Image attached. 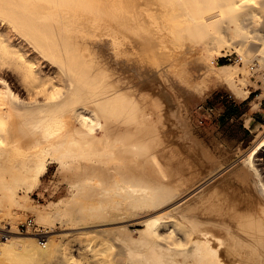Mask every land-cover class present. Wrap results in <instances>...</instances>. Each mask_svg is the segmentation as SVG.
Instances as JSON below:
<instances>
[{
	"label": "bare ground",
	"instance_id": "1",
	"mask_svg": "<svg viewBox=\"0 0 264 264\" xmlns=\"http://www.w3.org/2000/svg\"><path fill=\"white\" fill-rule=\"evenodd\" d=\"M126 33L166 65L194 51L186 79L207 95L244 100L264 70V0H0V264H264V137L223 173L191 89L156 68L140 92ZM232 53L242 65L215 60ZM114 69L142 79L136 98ZM49 159L70 195L46 212L21 193ZM27 211L41 233L16 229Z\"/></svg>",
	"mask_w": 264,
	"mask_h": 264
},
{
	"label": "rangeland",
	"instance_id": "2",
	"mask_svg": "<svg viewBox=\"0 0 264 264\" xmlns=\"http://www.w3.org/2000/svg\"><path fill=\"white\" fill-rule=\"evenodd\" d=\"M125 35L129 45L128 53H130L132 55V57H130L133 58V60L131 59L133 61L132 63L136 62L134 65L137 66L138 64V67L141 65L139 69L143 72L144 79L146 78V76L149 77H147V79L145 80H142L139 76H137V79L135 77L136 75H134L135 72L133 74V71L131 73L130 70L126 72L117 69L121 71L119 72L115 70L116 67H114L115 73L110 79V81L112 80L111 82H115V80H117L115 79V77L118 78L116 82H124L125 80V82H127V80L129 82V78L131 77L132 80L130 78V82H133V84H135L136 86L134 87L133 84V86L130 84L133 89L132 87L130 88V91L129 89H127V91H129L128 96L136 98L135 91L145 88L146 90L144 89L140 92L144 91V93L142 94H144L148 99L149 96L154 93L153 90L157 88H153V86L150 84V82L153 81L152 77L155 74L153 71L157 68L159 77L162 78L163 83L167 87L172 88L176 84V87L178 86V88L184 86L183 88L191 89L195 104V106H193L191 110V118L193 120L192 122L193 124L195 123L194 126L199 127L198 131L200 137L203 138L204 143L208 147L211 154H213V158L217 160L218 165H220L219 169L222 170L223 173L228 169L236 166L240 160H242L247 156V154L252 152L253 148H259L261 139L264 137V83L262 82L264 81V70L261 69L262 71L258 70V72L250 69L248 70V81L246 87L247 89H249V92H251L248 95L249 97L245 100L236 99L231 91L224 87L215 88L210 92V94L207 95L200 92L199 89H194L195 86L193 87V83H191L193 81L190 80L191 82H189V80L186 79L187 76H189V73L191 76V70H189L191 68L189 66V59L193 57L194 51H189V54L188 51H181L182 56L179 54V57L181 56V61L179 59L177 60L178 62L176 63V65L172 64L170 66L166 65L167 61L165 60L164 56H155L153 51H151L138 37L134 36L131 33H126ZM236 38H239V36L237 35ZM238 58L239 57L236 53H232L231 55L226 56L215 55V60L218 64L242 65V61L238 60ZM136 60L138 61V63ZM186 61L188 62V65L186 64ZM154 66L155 68H153ZM183 71L185 72L183 73ZM129 73H131V76L128 75ZM182 73L184 75H181ZM121 75L128 77L123 78ZM183 76L186 77L184 78ZM140 81L144 83L147 82V85L145 86L144 84L143 88L140 84ZM196 81L197 80H195V82ZM137 84L141 85L142 88L139 89L140 86L138 88ZM131 90H133L135 94L132 93ZM133 94L135 95V97ZM146 97L143 100H147ZM145 104V112L149 113L151 109L147 107L148 105L146 102ZM162 106H165V102L162 103ZM163 114H165V111H163ZM148 115H150V113ZM169 119L164 121L165 124H171L170 121L172 120V118L170 117ZM168 120L169 122H166ZM175 126L171 127V129H173V132L177 131L174 129H178V126H176V128ZM57 168V163L53 159H49L47 161V164L43 168L44 170L42 169L39 181L30 189L28 188L27 190L22 191L21 194L29 199L28 203L34 205L35 207H41L45 209L46 212H51L54 211L56 202L61 199H68L70 195L68 186L63 181L62 177L58 175ZM222 172L219 175H221ZM226 178L227 181L234 182L232 177H230V180L228 177ZM214 179L212 178L209 182L213 181ZM19 214L20 219L16 223V229L19 232H42L43 226L36 223L33 213L27 211L24 214ZM4 218L10 221V216H6ZM28 220H32L29 225ZM52 229L53 230L50 233L51 235H59L63 231V226L58 219H55ZM139 229H142V226L130 227L131 232L136 237L138 236V232L136 231H139ZM5 233L6 232L4 231V228H0V240L3 238V235ZM34 236L39 238V241L42 240V237L39 234H35Z\"/></svg>",
	"mask_w": 264,
	"mask_h": 264
},
{
	"label": "built area",
	"instance_id": "3",
	"mask_svg": "<svg viewBox=\"0 0 264 264\" xmlns=\"http://www.w3.org/2000/svg\"><path fill=\"white\" fill-rule=\"evenodd\" d=\"M255 65V64H254ZM254 68V67H253ZM251 68V69H253ZM264 83V81H262ZM264 97V96H263ZM31 223V220H28V225Z\"/></svg>",
	"mask_w": 264,
	"mask_h": 264
},
{
	"label": "crops",
	"instance_id": "4",
	"mask_svg": "<svg viewBox=\"0 0 264 264\" xmlns=\"http://www.w3.org/2000/svg\"><path fill=\"white\" fill-rule=\"evenodd\" d=\"M250 92H251V91H250ZM250 92H249V93H250ZM248 95H249V94H248ZM248 97H249V96H247V98H248ZM247 98H245V99H247ZM245 99H244V100H245Z\"/></svg>",
	"mask_w": 264,
	"mask_h": 264
}]
</instances>
